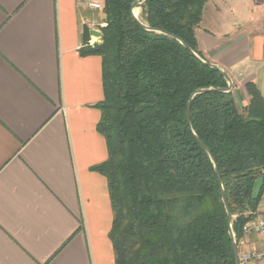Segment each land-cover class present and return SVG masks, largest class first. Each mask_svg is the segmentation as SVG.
Segmentation results:
<instances>
[{"label":"trees","instance_id":"trees-1","mask_svg":"<svg viewBox=\"0 0 264 264\" xmlns=\"http://www.w3.org/2000/svg\"><path fill=\"white\" fill-rule=\"evenodd\" d=\"M137 2L104 0L101 43L81 51L101 59L97 131L108 156L93 170L107 180L115 264H236L214 166L238 244L264 193V103L251 84L242 108L232 92L211 90L192 99L189 127L190 96L227 82L177 41L139 26ZM206 2L147 0L138 20L205 60L196 30Z\"/></svg>","mask_w":264,"mask_h":264},{"label":"crops","instance_id":"crops-1","mask_svg":"<svg viewBox=\"0 0 264 264\" xmlns=\"http://www.w3.org/2000/svg\"><path fill=\"white\" fill-rule=\"evenodd\" d=\"M83 2L0 0V264H115L107 180L93 170L108 156L101 59L81 54L101 10ZM196 40L240 108L246 84L264 103V0H207ZM237 248L263 251L264 235Z\"/></svg>","mask_w":264,"mask_h":264},{"label":"water","instance_id":"water-1","mask_svg":"<svg viewBox=\"0 0 264 264\" xmlns=\"http://www.w3.org/2000/svg\"><path fill=\"white\" fill-rule=\"evenodd\" d=\"M146 1L147 0H141V1L137 2L132 7V9H131V15H132L134 21L139 26H141L143 29H145L147 31H151V32H155V33H158V34H162V35H165V36H167V37H169V38L177 41L191 56H193L194 58H196L197 60H199L202 64H204V65H206V66H208V67H210L212 69L217 70L223 76V78L225 79V81L227 82V87L225 89H223V88H205V89H199V90L195 91L190 96V98L188 100V103H187V107H186L187 123H188V125L190 127L189 114H190V106H191L192 99L196 95L203 94V93L209 92L211 90H216V91L223 92V93H229L232 90V81L229 78V76L223 70H221L216 65L211 64V63H209L207 61H204L201 58H199L197 56V54H195L188 45H186L182 40H180L176 36H173L169 32H166V31H163V30H157V29L150 28V27L144 25L143 23H141L138 20V18L136 17V15L134 14L133 10L134 9H141V7L145 4ZM100 36H101L100 31L91 29L87 24H84L82 26L81 42H82V45L83 46H86V47L87 46H91L92 45L91 37H95L96 39H98ZM195 139L200 144V146L206 151V153L211 157V153H210L209 149L197 137H195ZM214 169H215V173H216V176H217V179H218V183H219V186H220V189H221V201L223 203V207L225 209V212H226L227 218H228V234H229V237L231 239L233 253H234V257H235V262H236V264H240V261H239V253H238V248H237V242L235 240V236H234V233H233V230H232V225H231L232 224V216H231V214L229 212V209H228L227 201H226V198H225V194H224V191H223L222 182H221V179H220L218 170H217V168L215 166H214Z\"/></svg>","mask_w":264,"mask_h":264},{"label":"built area","instance_id":"built-area-1","mask_svg":"<svg viewBox=\"0 0 264 264\" xmlns=\"http://www.w3.org/2000/svg\"><path fill=\"white\" fill-rule=\"evenodd\" d=\"M82 4L91 10H102L103 8V0H84ZM250 234L264 235V193L258 204L256 213L242 227V236H248ZM261 260H264V250L260 252H256V251L245 252L239 256L240 264H247L250 261H261Z\"/></svg>","mask_w":264,"mask_h":264},{"label":"rangeland","instance_id":"rangeland-1","mask_svg":"<svg viewBox=\"0 0 264 264\" xmlns=\"http://www.w3.org/2000/svg\"><path fill=\"white\" fill-rule=\"evenodd\" d=\"M104 1V0H103ZM138 2L141 1V0H137ZM215 0H209L210 4L212 5L214 3ZM134 14L136 15L137 18H139V15H140V9H134L133 10ZM91 16L89 17L90 18V23L92 24L93 28L94 29H97L96 27L98 26L100 20L102 19L101 17H103V14L100 12H92L90 14ZM98 30V29H97ZM101 43V36L97 39V43H95L96 45L97 44H100ZM202 54V53H201ZM203 56V55H202ZM204 58V57H203ZM205 61V60H204ZM260 185V181H257L256 182V187H258Z\"/></svg>","mask_w":264,"mask_h":264}]
</instances>
